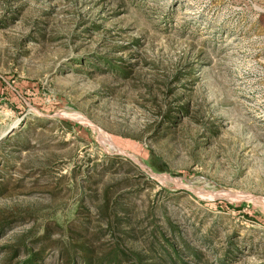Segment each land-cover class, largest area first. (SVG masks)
I'll list each match as a JSON object with an SVG mask.
<instances>
[{
    "label": "rangeland",
    "instance_id": "rangeland-1",
    "mask_svg": "<svg viewBox=\"0 0 264 264\" xmlns=\"http://www.w3.org/2000/svg\"><path fill=\"white\" fill-rule=\"evenodd\" d=\"M37 254L264 264V0H0V264Z\"/></svg>",
    "mask_w": 264,
    "mask_h": 264
},
{
    "label": "trees",
    "instance_id": "trees-1",
    "mask_svg": "<svg viewBox=\"0 0 264 264\" xmlns=\"http://www.w3.org/2000/svg\"><path fill=\"white\" fill-rule=\"evenodd\" d=\"M39 258L40 257H39L38 254L37 255H32L26 260L25 264H37V261H38ZM85 264H92V261L87 259Z\"/></svg>",
    "mask_w": 264,
    "mask_h": 264
},
{
    "label": "water",
    "instance_id": "water-1",
    "mask_svg": "<svg viewBox=\"0 0 264 264\" xmlns=\"http://www.w3.org/2000/svg\"><path fill=\"white\" fill-rule=\"evenodd\" d=\"M154 177L161 178V177H160V176H158V175H154Z\"/></svg>",
    "mask_w": 264,
    "mask_h": 264
}]
</instances>
